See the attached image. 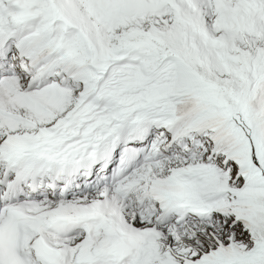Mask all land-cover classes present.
<instances>
[{
  "label": "snow or ice",
  "instance_id": "6c2138e0",
  "mask_svg": "<svg viewBox=\"0 0 264 264\" xmlns=\"http://www.w3.org/2000/svg\"><path fill=\"white\" fill-rule=\"evenodd\" d=\"M0 264H264V0H0Z\"/></svg>",
  "mask_w": 264,
  "mask_h": 264
}]
</instances>
